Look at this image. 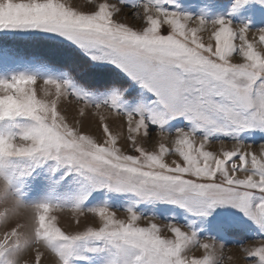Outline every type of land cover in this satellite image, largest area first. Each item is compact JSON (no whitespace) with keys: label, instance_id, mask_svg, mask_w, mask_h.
Listing matches in <instances>:
<instances>
[{"label":"snow or ice","instance_id":"6c2138e0","mask_svg":"<svg viewBox=\"0 0 264 264\" xmlns=\"http://www.w3.org/2000/svg\"><path fill=\"white\" fill-rule=\"evenodd\" d=\"M173 2L0 0V32L49 34L52 55L78 51L90 63L114 66L155 97L150 102L143 94L125 100L128 90L106 89L99 103L126 119L123 134H114L101 115L103 138L98 140L72 128L59 110L65 89L85 102L92 95L68 74L63 81L45 78L56 89L52 102L42 98L50 95L48 89L37 95L35 73L0 78V141L11 148L0 152V177L12 184L31 176L43 181L47 192L34 205L33 240L51 255L37 250L32 264H88L98 252L107 254L105 264H219L216 244L203 242L200 231L208 230V220L225 236L240 231L244 226L229 208L243 213L256 229V243L241 246L244 259L264 264V144L252 150L240 137L246 130L264 131V27L253 30L223 16L209 21L164 6ZM257 2L264 6V0ZM248 3L233 0L232 12ZM126 5L131 9L127 15L140 26L118 18ZM6 57L16 58L0 47V60ZM41 67L51 66L45 62ZM176 118L187 125L169 131L166 125ZM154 132L161 135L151 150L137 144ZM219 136L233 141L232 147H224ZM213 137L219 150L211 149ZM121 139L137 146L125 152ZM105 192L134 198L136 206L124 209L127 221L118 220L106 201L89 203ZM141 203L170 206L174 214L167 215L164 228L154 221L138 225ZM65 208L91 214L99 226L65 231L58 217L50 215ZM180 213L203 223L197 229L195 221L186 219L181 226L176 219ZM72 222L79 225V215ZM165 230L169 236L162 235ZM17 232L13 227L4 235L6 242H0V264H14L12 254L21 245L10 247V237ZM195 249L204 254L195 255Z\"/></svg>","mask_w":264,"mask_h":264},{"label":"rangeland","instance_id":"374dc122","mask_svg":"<svg viewBox=\"0 0 264 264\" xmlns=\"http://www.w3.org/2000/svg\"><path fill=\"white\" fill-rule=\"evenodd\" d=\"M70 2L82 3L84 0H70ZM111 2H116V0H111ZM232 5L233 0H174L172 4H165L164 6L174 11L187 12L193 15L202 14L209 21L218 16H223L230 19L234 24H248L253 30L264 27V6L260 5L257 0H249L247 5L236 12H232ZM129 11L131 9L127 8L126 5L124 13L118 18L133 26H140L139 21L127 15ZM207 35V33H204L205 40H207ZM52 43L53 41L49 39V34L27 31L0 32V47L8 49L16 57L15 59H8L6 57L0 60V78H10L13 74L22 72L35 73L38 77L37 83L34 85L36 93L38 96H42V89H48L50 95L42 98L49 102L57 100V96L55 87L45 83L46 77L63 81L65 74H68L74 78L79 85H83L89 89L92 95L88 98L89 102L76 99L75 96L67 94V89L59 96V110L67 117V122L72 128L87 132L100 140L103 138L99 129V125L101 124L99 117L102 115L106 118L105 122L112 128L114 134H123V122L126 117L117 114L112 107L99 103L104 100V96L101 93L105 92L106 89L117 88L128 90L123 96L125 100H130L132 97H137L141 94L149 102L155 99L152 93L146 89H142L137 82L131 81L130 78L112 65L105 64L100 66L90 63L88 58L78 51L64 56L52 55L50 50ZM54 43L62 47L60 41H55ZM45 62L51 67L42 68L41 64ZM132 106L131 104L125 105L128 109H131ZM81 109L83 110L82 116L79 112ZM186 125L187 121H184L183 118H176L170 120L166 127L169 131H174L175 128L185 127ZM159 135L161 134L154 132L151 139H141L137 144L142 143L146 148L151 150ZM240 137L251 146L252 150H258L260 144H264V131L256 129L246 130L240 133ZM218 138L221 141L224 140V147L226 148H231L234 143L224 136H219ZM213 139L211 149L219 150L221 147L219 140H215L217 137H213ZM17 143L20 145L28 144L27 141L23 140H17ZM120 144L124 146L125 152H130L131 147L137 146L128 145L124 139H121ZM5 150L11 151V148L0 141V152ZM168 159L171 161L172 157ZM18 188L22 189L20 194H17ZM46 195L47 192L43 181L33 180L31 176H25L18 183L12 184L5 178L0 177V242H6L4 235L10 229L13 227L18 229L17 234L10 237L13 241L10 247H14L16 243L21 245L20 250L12 254L14 264H32V256L37 250L46 257L51 255L43 244L36 243L33 240L36 212L34 205L44 199ZM105 201L116 218L122 221H127L128 219V213L124 209L129 206H136L132 196L111 192L101 193L99 196L93 197V201H89V203L93 202L95 204ZM166 208L169 211L165 212ZM136 211L142 216L138 221V225H148L154 221L161 228H164L169 223V220L166 218L167 215L171 216L174 214L170 210V206H154L151 203H141L136 207ZM216 211L219 212L220 209ZM153 213L155 215H152ZM229 213L234 215L244 226L240 231L225 236L215 230L213 221L208 220V230H201L200 236L203 242L216 244L215 258L219 264H248L241 252V246L256 243V241L252 240L256 233L255 226L239 210L229 208ZM50 215L57 216L59 226L69 233L78 232L89 224L96 227L100 223L99 220L87 212L77 214L67 208L54 210ZM74 215H79L81 221L79 225L72 222ZM176 219L181 226L186 222V219L195 221L197 229L203 223V221L198 220L196 217L187 216L184 213L176 215ZM162 235L169 236L170 233L165 230L162 232ZM207 236H215L217 240H207ZM221 245H224L223 249H221ZM191 254L189 253V255ZM194 254L202 256L204 253L203 250L195 249ZM106 255L105 252L92 254L88 264H105ZM229 256L233 257V259H227ZM221 257L225 259H221ZM45 264H47V260H45ZM77 264H83V262L78 261Z\"/></svg>","mask_w":264,"mask_h":264}]
</instances>
